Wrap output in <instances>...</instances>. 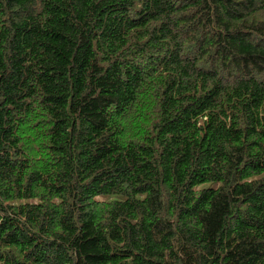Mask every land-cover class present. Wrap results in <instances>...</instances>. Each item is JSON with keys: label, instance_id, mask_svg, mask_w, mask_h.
I'll use <instances>...</instances> for the list:
<instances>
[{"label": "trees", "instance_id": "1", "mask_svg": "<svg viewBox=\"0 0 264 264\" xmlns=\"http://www.w3.org/2000/svg\"><path fill=\"white\" fill-rule=\"evenodd\" d=\"M0 264H264V0H0Z\"/></svg>", "mask_w": 264, "mask_h": 264}]
</instances>
